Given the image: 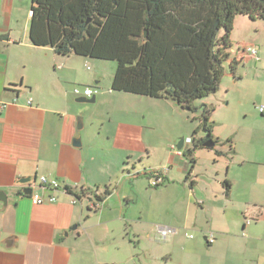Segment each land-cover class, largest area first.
<instances>
[{"label":"crops","instance_id":"crops-1","mask_svg":"<svg viewBox=\"0 0 264 264\" xmlns=\"http://www.w3.org/2000/svg\"><path fill=\"white\" fill-rule=\"evenodd\" d=\"M32 4L33 0H0V190L8 194V206L3 208L0 202V264H136V240L145 231V222L143 214L136 218L130 211L138 204L141 190L132 181L131 195L124 194L122 184L128 172L123 164L126 155L135 158L145 154L148 141L143 125L116 115L129 114L120 104L123 96L148 98L160 106L172 101L114 92L112 82L110 88H102L104 61L64 57L51 47L35 46L30 40ZM245 19L249 18H238L235 25ZM260 26L264 30V23ZM250 44L258 49V58L242 59L235 77L228 74L227 92L221 100L225 108L236 102L233 94L239 93L263 62V44L258 40ZM244 47L238 44L234 57L241 58ZM85 88L97 90L96 103L76 101L81 96L75 89ZM80 116L82 130L78 129ZM79 136L82 146L76 147L73 141ZM181 139L185 138L177 132L164 157L159 147H151L161 160L150 164L149 172L163 178L155 188L171 187L179 198L170 210L178 214L183 205L186 219L201 227L206 242L211 234L215 236L214 243H206L208 248L221 253L226 245L247 242L238 260L218 253L217 263L206 264H264V187L260 184L264 160L250 158L251 154L238 158L231 136L213 131L214 146L195 150L192 168L184 153L194 148L195 141L189 138V144V139L185 140L179 151L174 141ZM251 165L263 169H252ZM24 177L34 178L36 184L42 177L56 179L64 187L95 191L97 195L114 184L116 189L100 196L99 210L86 197L77 199L52 190L43 192L56 195V203L35 205L22 194L26 185L18 184ZM173 229L176 232L166 240L175 245L179 231ZM157 234L162 239L159 231ZM10 237L16 238L8 248ZM191 244L202 246L199 240ZM237 250L234 247L232 252Z\"/></svg>","mask_w":264,"mask_h":264},{"label":"trees","instance_id":"trees-1","mask_svg":"<svg viewBox=\"0 0 264 264\" xmlns=\"http://www.w3.org/2000/svg\"><path fill=\"white\" fill-rule=\"evenodd\" d=\"M31 13L35 46L115 62L112 91L199 113L195 146L184 153L193 168L195 150L211 148L204 144L213 140L215 112L196 102L218 92L226 74L235 77L241 64L231 52L235 22L247 17L264 23V0H33ZM65 190L100 209L103 198L95 191Z\"/></svg>","mask_w":264,"mask_h":264},{"label":"rangeland","instance_id":"rangeland-1","mask_svg":"<svg viewBox=\"0 0 264 264\" xmlns=\"http://www.w3.org/2000/svg\"><path fill=\"white\" fill-rule=\"evenodd\" d=\"M260 23L252 22L249 19L238 20L231 37L233 41V48L231 50L233 56L238 48V44L250 46L252 40H258L259 43L263 44V62L258 63L256 74L245 80L239 93L233 94L236 102L227 108L222 106L221 100L227 92L228 74H226L218 92L197 101L196 106L201 107L202 104L214 106L215 112L211 119L214 122L213 131L215 134L223 133L231 136L238 152V158L240 155L249 156L251 154L250 158L259 157L263 161L264 117L259 110V106H264V30L261 28L263 26H260ZM101 63H103L101 68L103 86L101 87L110 88L117 65L112 61ZM231 95L228 94L227 97H231ZM120 101L121 103H119L122 104L123 108L127 109L129 114L119 112L116 118L126 122H133L135 120L136 124L143 125L148 141V150H146L145 154L143 153L141 156L136 155L135 158L126 155L123 164L125 166L124 170L128 172L126 175L127 179L122 184L125 188L124 194L128 193L131 195V191L134 188L133 183H131L132 181H135L141 190L138 204L134 205L130 211V215L136 216V218H139L143 214L145 222V231L136 240L138 247L136 264H206L209 261L217 263L218 253L226 255L228 259L238 260L241 257L240 253H242L244 247L247 245L245 240H239L235 246L228 247L226 245L221 253L214 248H208L206 246V239L204 238L205 235L201 232V227L194 225L186 219V214L182 212H185L183 205L178 214H174L175 212L170 210L171 204L179 198L171 190L172 188L170 187L168 190L163 189V187L155 188L152 184L156 174L149 172L150 164L160 163L161 159L157 156L159 153L155 152L151 147L153 145L159 147L158 150H162L161 154L164 157L166 153L163 154V152H166L168 145L171 144H169V140L175 138L177 132L181 133L185 140L193 138L194 132L200 123L199 120H195V118L199 117V113L180 111L172 102H163L160 106L158 102L148 98L134 99L123 96L122 99L120 98ZM179 142L174 141L175 145ZM141 160L145 165H140ZM202 160L209 167L206 160ZM242 160L240 159V162ZM134 161L136 166L139 167V171H135ZM251 167L252 169H263L257 165H251ZM131 169L133 170L132 172ZM199 172L203 171L199 169ZM201 180H203L201 185H204L205 177ZM260 184L264 187V179H260ZM118 186L120 185L118 184ZM115 187V184L110 187V193L114 192ZM255 187L258 188V186ZM101 195H105V189H101L98 196ZM180 199L182 200L183 197ZM111 201H115V197H112ZM161 226L176 228L179 231L176 235L178 240L175 245L168 240L159 238L157 231L158 227ZM189 235H192L193 238H189ZM196 240H199L202 246L197 248L191 244ZM234 247L238 248V250L232 252Z\"/></svg>","mask_w":264,"mask_h":264},{"label":"built area","instance_id":"built-area-1","mask_svg":"<svg viewBox=\"0 0 264 264\" xmlns=\"http://www.w3.org/2000/svg\"><path fill=\"white\" fill-rule=\"evenodd\" d=\"M32 14V13H31ZM259 52L256 47L253 46H246L242 48V53L240 55L241 58L239 60H242L246 57H257L258 58ZM75 93L78 96H84L87 98H92L94 95H97V90H94L92 88H85L83 91L80 89H75ZM31 104V101L29 102ZM260 112L264 114V107L259 108ZM192 140L189 139L188 143L191 144ZM175 148V147H174ZM140 175V174H137ZM163 182V178L158 175V177H155V180L152 181L153 186H158ZM26 187H29L32 191L30 198L33 201L35 205H44L46 203H56L58 201V197L56 195H50L47 196L43 192V190H52L56 192H66L65 187L56 179L50 180L47 177H42L40 180V184L31 183L29 185H26ZM74 203H77L75 200ZM158 231L162 237L163 240H166L171 234L175 233L176 230L170 227H158ZM189 238H193L192 235L188 236ZM208 244H212L215 242V236L211 234L207 239Z\"/></svg>","mask_w":264,"mask_h":264},{"label":"water","instance_id":"water-1","mask_svg":"<svg viewBox=\"0 0 264 264\" xmlns=\"http://www.w3.org/2000/svg\"><path fill=\"white\" fill-rule=\"evenodd\" d=\"M96 100H97V96L94 95L92 98H87V97H84V96H81L79 97L76 101L78 103H81V104H94L96 103ZM83 117L80 116L78 118V129L79 130H82L84 125H83ZM74 143V146L76 147H81L82 146V137L79 136L77 138L74 139L73 141ZM214 141L213 140H210V141H207L204 146L205 147H212L214 146ZM184 145H185V139H181V141L178 143V150L181 151L183 148H184ZM34 182V178L32 177H24V178H21L19 181H18V184L20 185H29L31 183ZM32 191L29 187H26L23 189L22 191V194H24L25 196H28L30 197ZM95 199V198H94ZM0 202L3 203V208H6L8 206V194L3 191V190H0ZM76 228V227H74ZM16 237H10L6 243H7V247L8 248H11L12 247V244H13V241L15 240ZM10 243V244H8Z\"/></svg>","mask_w":264,"mask_h":264},{"label":"flooded vegetation","instance_id":"flooded-vegetation-1","mask_svg":"<svg viewBox=\"0 0 264 264\" xmlns=\"http://www.w3.org/2000/svg\"><path fill=\"white\" fill-rule=\"evenodd\" d=\"M155 177H158V175L156 174Z\"/></svg>","mask_w":264,"mask_h":264}]
</instances>
